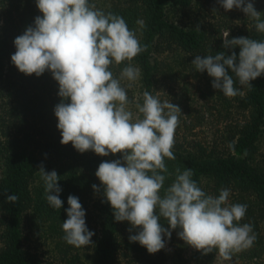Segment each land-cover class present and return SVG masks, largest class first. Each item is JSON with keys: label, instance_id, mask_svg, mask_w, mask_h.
<instances>
[{"label": "clouds", "instance_id": "1", "mask_svg": "<svg viewBox=\"0 0 264 264\" xmlns=\"http://www.w3.org/2000/svg\"><path fill=\"white\" fill-rule=\"evenodd\" d=\"M225 11L241 10L254 21L255 30L264 33V19L251 2L217 0ZM41 13L34 24L14 39L12 64L24 75L39 77L46 71L58 83L60 102L54 108L62 145L71 143L83 154L94 152L101 157L121 154V159L102 161L95 176L100 185H92L110 204L116 222L131 225L130 242H138L149 254L165 248V237L173 230L186 245L207 255L212 252L225 261L234 253L250 249L257 235L251 223H241L247 205L230 204V189L207 194L192 179L190 168L175 169L172 183L165 188L170 173L165 160H175V131L181 109L178 105L143 92V103L130 100L127 89L141 75L131 61L147 46L141 45L135 31L125 19L105 13L90 0H36ZM213 11H216L214 8ZM137 23L143 27L144 21ZM199 29V26H197ZM224 34L225 50L239 48L226 55H196L191 61L196 72L212 77V88L224 96L243 95L237 83L248 89L251 81L264 75V40L251 37L229 39ZM125 61L119 76L111 67ZM231 73V74H230ZM122 81H128L123 85ZM138 110L135 114L130 105ZM231 148L232 145L229 144ZM47 203L54 210L63 207L55 170L45 171L39 165ZM17 195H8V203L17 202ZM103 202V201H102ZM67 219L61 224L63 240L76 248L94 246L86 224V212L74 195L67 198ZM163 218L168 227L160 220Z\"/></svg>", "mask_w": 264, "mask_h": 264}, {"label": "trees", "instance_id": "2", "mask_svg": "<svg viewBox=\"0 0 264 264\" xmlns=\"http://www.w3.org/2000/svg\"><path fill=\"white\" fill-rule=\"evenodd\" d=\"M3 1L0 0L1 7ZM116 1V4L101 10L122 16L128 27L135 31L141 45L147 46L146 51L131 61L132 65L140 69V83L144 91L154 93L157 72V65L152 59L154 52L180 51L186 54L188 61H192L196 55H215L220 51H225L226 55H230L232 51L237 56L239 54L238 47L231 50L222 47L223 39L216 33L219 31L212 32L201 23H191L184 27L169 19L170 7L189 8L191 0ZM26 5V14L19 19L14 17L11 10L0 8V85L8 72L15 68L11 62V55L16 50L14 39L23 34L26 27L34 24L36 16L41 15L36 7V0H27ZM253 5L264 19V0H255ZM138 20L144 21L143 27L137 23ZM248 20L249 27L243 22L244 25L235 24L228 28V38L245 36L264 40V33H258L254 21ZM125 62L111 67L114 75L118 76V68L126 65ZM32 77L35 82H40L38 88L45 97L42 102L30 105L29 108L37 109L50 100L51 119L55 106L60 102L58 83L47 71L39 77L35 74ZM251 84V89L238 83L236 85L243 95L231 100L245 117L233 124L226 149L208 150L201 145L196 149L174 146L175 160H165L173 175L166 179L164 185L167 188L172 183L175 169L179 167L181 171L190 168L193 172L192 179L207 194L216 196L221 188L230 189L231 204L247 205L246 216L241 223H251L257 235L254 245L241 251L246 260L264 255V233L260 232L258 226L260 221L264 222V148H259L260 140L264 137V75L251 81ZM51 128H48L50 138L45 141L31 129L11 134L0 131V264H58L45 263L36 253L24 247L26 236L23 222L28 215L35 225H41L50 233L63 237L61 224L67 219L65 210L69 207V195L79 198L86 212L87 227L94 232V246H87L91 250L87 257L89 264H113L120 249L134 254L145 264H164L167 253L163 249L149 254L138 242H130L129 237L120 238L121 222L115 221L111 206L104 201L102 192L95 193L92 188L93 184L100 185L95 176L99 164L104 160H114V155L101 157L92 151L81 154L71 143H60L61 134L57 124ZM229 144L232 145L231 148ZM41 163L45 171L55 170L60 176V199L64 202L60 210L51 208L45 199L44 184L38 172ZM12 194L19 199L15 203H8L6 197ZM160 223L168 227L163 218ZM78 261V255H74L69 264H77ZM212 261L213 252L204 255L201 251H196L191 260H188L176 250L173 258L175 264H212Z\"/></svg>", "mask_w": 264, "mask_h": 264}, {"label": "rangeland", "instance_id": "3", "mask_svg": "<svg viewBox=\"0 0 264 264\" xmlns=\"http://www.w3.org/2000/svg\"><path fill=\"white\" fill-rule=\"evenodd\" d=\"M255 0H251L254 3ZM116 0H92L97 8L103 9L116 4ZM249 0H245V3ZM0 8L11 10L16 19L26 14L27 0H4ZM216 11H213V9ZM168 17L180 26L187 27L191 23H201L208 27L217 36L228 32V28L243 22L250 26L247 16L239 9L225 11L217 0H191L189 8L177 6L176 9L169 8ZM244 25V24H242ZM153 62L157 65L155 75L156 83L153 95L159 94L161 101L170 100L181 109L180 123L175 131V147L196 149L199 145L208 150L223 151L233 124L244 119V113L237 107L231 98L224 96L218 90L212 88V77L207 72H196L186 54L180 51H169L153 53ZM118 68V76L123 67ZM132 64V63H131ZM134 66V65H132ZM136 67V66H134ZM128 81H122L127 85ZM40 82L35 78L20 73L15 67L9 71L5 81L0 85V131L1 133H15L31 129L42 141L50 138V131L57 124L55 114L50 119V100L48 104H41L37 109H30V105H37L43 101L45 95L38 88ZM143 88L140 78L133 83L132 88L127 89L128 97L138 103H143ZM42 93V94H41ZM39 105V104H38ZM131 110L138 114L135 105H130ZM42 113V114H41ZM52 135V134H51ZM53 136H55L53 134ZM259 148H264V137L261 138ZM114 159H121V154L114 155ZM1 173V166H0ZM93 197H95L93 195ZM228 202L231 204L230 199ZM90 209V207H87ZM261 233H264V222L258 223ZM129 222L120 224L119 235L121 239L129 237L131 233ZM2 227L0 226V233ZM173 230L171 238L165 237L166 245L163 248L167 253L164 264H175L173 258L175 251L188 260H191L196 249L185 244L177 232ZM23 232L26 236L24 247L36 253L45 263L69 264L70 258L78 255L77 264H89V247L76 248L68 245L62 237L52 234L45 227L35 225L30 216L26 215L23 222ZM2 242L0 239V247ZM113 264H145L134 254L120 249ZM212 264H264V255L252 260H246L241 252L234 253L229 261L222 260L218 253L213 252Z\"/></svg>", "mask_w": 264, "mask_h": 264}]
</instances>
